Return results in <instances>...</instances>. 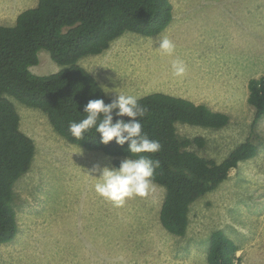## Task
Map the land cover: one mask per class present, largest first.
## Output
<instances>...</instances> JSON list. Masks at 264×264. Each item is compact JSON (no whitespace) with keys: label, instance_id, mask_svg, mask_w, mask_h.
Instances as JSON below:
<instances>
[{"label":"rangeland","instance_id":"obj_1","mask_svg":"<svg viewBox=\"0 0 264 264\" xmlns=\"http://www.w3.org/2000/svg\"><path fill=\"white\" fill-rule=\"evenodd\" d=\"M37 1L0 0V24L12 25L19 12ZM170 1L173 19L162 33L126 32L104 52L82 58L81 65L115 98L119 93L182 96L186 82L190 89L207 92L234 81L237 91L230 97L196 98L193 93L185 98L227 114L225 127L178 123L177 131L203 136L205 146L199 152L216 161L248 138L258 144L257 153L192 203L186 234L175 236L159 221L162 186L114 207L95 193V180L88 176L94 165L115 166L113 158L69 142L42 111L14 100L35 154L30 170L14 184L18 229L12 241L0 244V264H206L216 230L237 246V264H264V116L252 128L253 107L247 103L249 79L264 75V0ZM164 37L175 43L174 56L156 49ZM38 57L33 73L59 70L46 50ZM177 57L186 64L182 77L171 70Z\"/></svg>","mask_w":264,"mask_h":264},{"label":"trees","instance_id":"obj_2","mask_svg":"<svg viewBox=\"0 0 264 264\" xmlns=\"http://www.w3.org/2000/svg\"><path fill=\"white\" fill-rule=\"evenodd\" d=\"M172 19L170 0H38L19 12L12 25L0 24V244L16 235L14 184L30 170L35 154L33 139L20 127L14 100L42 111L54 131L69 142L111 156L115 166L120 157L135 158L127 152V143L120 146L113 139L102 144L94 128L79 140L71 136L69 124L85 118L89 100L107 104L115 99L80 60L104 52L126 32L158 35ZM40 50L49 53L59 70L48 75L32 72ZM247 89L254 128L264 116V75L250 78ZM138 102L146 109L138 118L142 132L162 146L158 153L144 154L160 162L155 170V183L165 189L160 224L169 234L184 236L192 203L215 190L240 161L253 157L258 144L248 138L216 161L199 152L205 146L203 136H182L177 124L221 129L229 123L227 114L163 92L143 95ZM237 252L235 243L216 230L206 264H237Z\"/></svg>","mask_w":264,"mask_h":264},{"label":"clouds","instance_id":"obj_3","mask_svg":"<svg viewBox=\"0 0 264 264\" xmlns=\"http://www.w3.org/2000/svg\"><path fill=\"white\" fill-rule=\"evenodd\" d=\"M157 43L156 49L162 55H175L176 45L171 39L164 37ZM171 70L174 76L182 77L187 70L186 64L177 57L171 63ZM138 101L139 97L124 93L117 94L107 104L103 99L89 100L84 107L85 118L69 124L68 130L77 140L94 128L102 144L107 145L113 139L120 146L127 143V152L135 156H127L119 166L94 165L89 170L88 176L95 180V193L114 207H123L128 199L134 197H146L157 188L155 170L159 168L160 162L144 154L158 153L162 146L158 140L150 139L142 132L138 118L145 115L146 109ZM113 114L117 117L115 122ZM121 117L130 119L126 122Z\"/></svg>","mask_w":264,"mask_h":264},{"label":"crops","instance_id":"obj_4","mask_svg":"<svg viewBox=\"0 0 264 264\" xmlns=\"http://www.w3.org/2000/svg\"><path fill=\"white\" fill-rule=\"evenodd\" d=\"M187 84V85H186ZM186 84H184V87L182 88V93L183 95L180 96V97H183V98H186V97H190L188 95H192L193 96V93L196 94V98H198V96L200 94H203L204 96H216V95H219L221 96L222 99L225 98V96H231L232 92L235 93L237 90L235 89L236 85L234 83V81L232 83H229V84H225L223 83L224 85H222L221 87L219 88H216L214 87L213 89H210L208 90L207 92L205 90L202 89V87H196V88H193V89H190L188 88V83L186 82ZM230 86L232 87V89L230 90ZM229 89V90H227ZM171 95H175L177 96L176 94H173L171 93Z\"/></svg>","mask_w":264,"mask_h":264}]
</instances>
